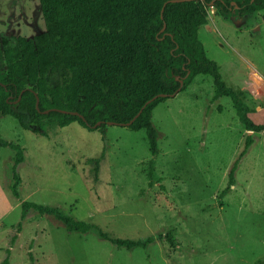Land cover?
Returning <instances> with one entry per match:
<instances>
[{
  "label": "rangeland",
  "instance_id": "obj_1",
  "mask_svg": "<svg viewBox=\"0 0 264 264\" xmlns=\"http://www.w3.org/2000/svg\"><path fill=\"white\" fill-rule=\"evenodd\" d=\"M204 25L197 36L205 55L264 126V9L242 17L212 12ZM43 30L39 0H0V38ZM252 71L263 80L254 93ZM213 93L211 76L197 74L152 108L154 153L143 129L42 119L32 131L0 116V137L23 150L14 195V151L0 147V261L256 264L264 255V130H245L230 97ZM22 201L56 207L94 228L68 232L51 215L22 211ZM97 229L151 240L127 250Z\"/></svg>",
  "mask_w": 264,
  "mask_h": 264
},
{
  "label": "trees",
  "instance_id": "obj_2",
  "mask_svg": "<svg viewBox=\"0 0 264 264\" xmlns=\"http://www.w3.org/2000/svg\"><path fill=\"white\" fill-rule=\"evenodd\" d=\"M39 3L43 31L29 38H0V116H11L21 128L33 131L42 119L59 127L73 121L88 129L108 121L124 125L147 99L163 93L146 103L127 125L132 130H144L148 149L154 153L152 108L178 87L184 89L195 75L208 74L214 87L213 99L229 96L245 130H264L262 124L254 123L248 116L250 109L241 102L239 92L222 81L218 65L205 55L197 36L198 29L207 22L208 5H212L214 15L242 17L264 9V0ZM96 122L99 124L93 126ZM250 143L251 138L246 135L244 146ZM0 147L14 151L11 191L17 195L19 177L14 168L21 162L23 150L1 137ZM232 171L231 168L229 176ZM20 207L22 211L33 208L53 216L68 232L85 234L94 228L56 207L29 201H22ZM97 235L127 250L144 247L151 240L111 237L99 229ZM263 260L264 255L256 264ZM0 264H8L7 257Z\"/></svg>",
  "mask_w": 264,
  "mask_h": 264
},
{
  "label": "water",
  "instance_id": "obj_3",
  "mask_svg": "<svg viewBox=\"0 0 264 264\" xmlns=\"http://www.w3.org/2000/svg\"><path fill=\"white\" fill-rule=\"evenodd\" d=\"M169 1H171V2H174V1H184V0H169ZM163 27H164V25H163ZM162 27V28H163ZM181 85V80H179V86ZM179 90V87L173 92V93H171L170 94V96H172V95H174L177 91ZM165 94H163V93H160V94H157V95H154L153 97H151L150 99H147L144 103H143V105L137 110V112L133 115V117L128 121V122H126V123H124V126H127L138 114H139V112L141 111V109L143 108V106L146 104V103H148L150 100H152V99H154L156 96H164ZM34 107L35 108H37V97H35V102H34ZM48 110H43V111H41V112H43V113H46ZM61 111H63V112H65V110H61ZM70 113H72V114H76V115H79L80 117H81V115L80 114H77L76 112H74V111H70ZM107 124H111V122L110 121H108V122H106ZM97 124H99V122H96L93 126H96Z\"/></svg>",
  "mask_w": 264,
  "mask_h": 264
},
{
  "label": "built area",
  "instance_id": "obj_4",
  "mask_svg": "<svg viewBox=\"0 0 264 264\" xmlns=\"http://www.w3.org/2000/svg\"><path fill=\"white\" fill-rule=\"evenodd\" d=\"M213 12V7H212V5H208V9H207V16H209V14H211ZM256 76H257V78H259L261 81H263L262 80V77L259 75V74H255ZM249 80H250V84H252L251 85V87H250V92L251 93H254V92H256V89H257V85L259 84L256 80H255V78H254V76H252L251 78H249ZM260 81V82H261ZM257 86V87H256ZM256 94V93H255Z\"/></svg>",
  "mask_w": 264,
  "mask_h": 264
},
{
  "label": "crops",
  "instance_id": "obj_5",
  "mask_svg": "<svg viewBox=\"0 0 264 264\" xmlns=\"http://www.w3.org/2000/svg\"><path fill=\"white\" fill-rule=\"evenodd\" d=\"M205 26V25H204ZM205 50V49H204ZM206 52V51H205ZM217 64V63H216ZM255 74H258V73H256V72H254V71H252L251 72V75H249L250 77L249 78H251L252 76H254V78H255V80L258 82V83H260V79L259 78H257V76L255 75ZM262 82V81H261ZM258 86V85H257ZM259 87V86H258Z\"/></svg>",
  "mask_w": 264,
  "mask_h": 264
}]
</instances>
